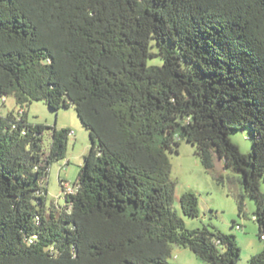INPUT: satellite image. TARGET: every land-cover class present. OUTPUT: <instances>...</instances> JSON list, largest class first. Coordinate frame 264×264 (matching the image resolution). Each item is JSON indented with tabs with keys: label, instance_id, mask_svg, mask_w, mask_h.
I'll use <instances>...</instances> for the list:
<instances>
[{
	"label": "trees",
	"instance_id": "obj_1",
	"mask_svg": "<svg viewBox=\"0 0 264 264\" xmlns=\"http://www.w3.org/2000/svg\"><path fill=\"white\" fill-rule=\"evenodd\" d=\"M10 96L0 264H171L172 246L237 264L235 236L189 229L173 207L168 154L181 141L204 170L218 158L239 176L238 213L254 201L264 245V0H0V101ZM33 102L72 107L89 135L61 206L46 205V179L70 130L30 123ZM245 128L248 153L229 139ZM179 208L198 218L197 195L184 192ZM247 264H264V248Z\"/></svg>",
	"mask_w": 264,
	"mask_h": 264
},
{
	"label": "rangeland",
	"instance_id": "obj_2",
	"mask_svg": "<svg viewBox=\"0 0 264 264\" xmlns=\"http://www.w3.org/2000/svg\"><path fill=\"white\" fill-rule=\"evenodd\" d=\"M159 65L160 60L151 59L148 65ZM13 97H7L0 101V115L7 112L16 113ZM27 120L32 124H41L55 127L57 130L67 128L72 132L69 135L65 158L54 161L48 170L46 179V205H63L60 180L72 185L83 163V156L88 152L90 140L87 130L81 125L76 112L72 107L62 108L58 111L49 109L43 102H33L27 108ZM249 130L247 128L233 131L229 139L242 153H248L252 148ZM48 135L45 136V147H48ZM196 148L191 144L181 141L176 153L168 154L171 165L170 178L175 182L173 207L182 217L189 229L207 227L215 228L223 234L233 235L241 250L240 260L237 264H247L249 258L263 250V242L258 237L257 224L252 219L255 211V203L245 197L244 214L238 213L237 196L242 193L239 176L223 169L220 159H215V167L212 172L204 170L199 158L196 156ZM68 162V164H67ZM214 175H222L223 184L214 180ZM235 179L233 183L231 181ZM191 191L197 195L199 217L191 219L184 217L179 208V198ZM261 191L264 192V181L261 183ZM171 264H207L200 260L189 250L172 246Z\"/></svg>",
	"mask_w": 264,
	"mask_h": 264
},
{
	"label": "built area",
	"instance_id": "obj_3",
	"mask_svg": "<svg viewBox=\"0 0 264 264\" xmlns=\"http://www.w3.org/2000/svg\"><path fill=\"white\" fill-rule=\"evenodd\" d=\"M2 101H3V99H2ZM72 134L73 133L71 132L70 135H72ZM61 185H62V191H63L62 195H72L75 193V187H73L72 185H70L68 183H62Z\"/></svg>",
	"mask_w": 264,
	"mask_h": 264
},
{
	"label": "clouds",
	"instance_id": "obj_4",
	"mask_svg": "<svg viewBox=\"0 0 264 264\" xmlns=\"http://www.w3.org/2000/svg\"><path fill=\"white\" fill-rule=\"evenodd\" d=\"M71 133V132H70ZM68 163V162H67Z\"/></svg>",
	"mask_w": 264,
	"mask_h": 264
}]
</instances>
